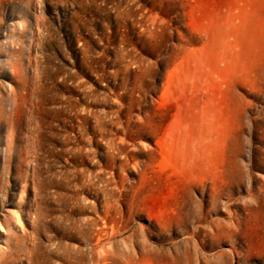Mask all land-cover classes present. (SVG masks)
<instances>
[{
	"label": "rangeland",
	"instance_id": "rangeland-1",
	"mask_svg": "<svg viewBox=\"0 0 264 264\" xmlns=\"http://www.w3.org/2000/svg\"><path fill=\"white\" fill-rule=\"evenodd\" d=\"M0 264H264V0H0Z\"/></svg>",
	"mask_w": 264,
	"mask_h": 264
}]
</instances>
